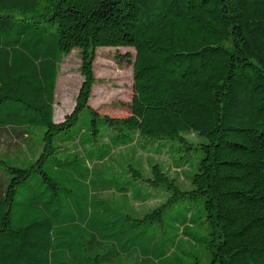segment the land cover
Listing matches in <instances>:
<instances>
[{"label":"trees","instance_id":"1","mask_svg":"<svg viewBox=\"0 0 264 264\" xmlns=\"http://www.w3.org/2000/svg\"><path fill=\"white\" fill-rule=\"evenodd\" d=\"M106 47L134 50L121 117L89 104ZM0 134V264H264V0H0Z\"/></svg>","mask_w":264,"mask_h":264},{"label":"rangeland","instance_id":"2","mask_svg":"<svg viewBox=\"0 0 264 264\" xmlns=\"http://www.w3.org/2000/svg\"><path fill=\"white\" fill-rule=\"evenodd\" d=\"M130 54L128 57L126 54ZM134 50L132 48H98L96 50V57L93 62V75L95 83L91 87V97L89 104L97 110L99 114H107L109 116L121 117L129 113V104L132 98L133 90V76H132V62ZM81 60L79 51L72 50L70 54L63 57L60 63V70L58 73L55 89L54 102V120L58 121L63 118L75 104V99L78 90L81 86L83 78L79 72ZM192 136V135H191ZM19 139L15 135L2 136L0 134V149L7 152L15 151ZM142 156L154 157L158 161L168 163L171 158L166 153L154 154L153 152L138 151ZM174 169L171 167V172ZM2 175L0 174V177ZM180 181H185L183 176H179ZM1 182V181H0ZM2 190V183L0 185ZM160 201V196H153L143 206L153 207ZM189 201V200H188ZM190 204L194 210L201 208L202 199L196 198ZM139 206L138 204L136 205ZM176 215L172 212L166 215L167 219ZM170 223L173 221H169ZM175 232L171 229L170 235ZM196 252L201 261H205V249L203 246L197 247ZM188 261L192 258H187Z\"/></svg>","mask_w":264,"mask_h":264}]
</instances>
